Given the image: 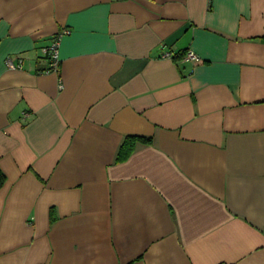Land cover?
Wrapping results in <instances>:
<instances>
[{
	"label": "crops",
	"instance_id": "crops-1",
	"mask_svg": "<svg viewBox=\"0 0 264 264\" xmlns=\"http://www.w3.org/2000/svg\"><path fill=\"white\" fill-rule=\"evenodd\" d=\"M0 172V264H264V0H0Z\"/></svg>",
	"mask_w": 264,
	"mask_h": 264
},
{
	"label": "built area",
	"instance_id": "built-area-1",
	"mask_svg": "<svg viewBox=\"0 0 264 264\" xmlns=\"http://www.w3.org/2000/svg\"><path fill=\"white\" fill-rule=\"evenodd\" d=\"M65 34H59L57 35L51 44L43 49L44 53V64L46 65V68L44 69L43 73L49 74V73H58L59 72V67H60V59H59V48L60 44L62 41V37ZM164 58H171L172 54L167 53L163 55ZM184 62L186 63H193L199 60V57L192 51L188 50L184 57H183ZM7 67L9 69H17L21 68V61L19 62V65H16L13 63L12 60H7ZM26 116V115H25Z\"/></svg>",
	"mask_w": 264,
	"mask_h": 264
},
{
	"label": "trees",
	"instance_id": "trees-1",
	"mask_svg": "<svg viewBox=\"0 0 264 264\" xmlns=\"http://www.w3.org/2000/svg\"><path fill=\"white\" fill-rule=\"evenodd\" d=\"M137 143L146 144L149 143V140H145L142 138H133V137L126 138L119 149L117 161L124 162L128 158H130L136 148ZM3 183H4V176L0 172V187L3 185Z\"/></svg>",
	"mask_w": 264,
	"mask_h": 264
}]
</instances>
